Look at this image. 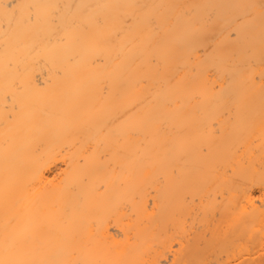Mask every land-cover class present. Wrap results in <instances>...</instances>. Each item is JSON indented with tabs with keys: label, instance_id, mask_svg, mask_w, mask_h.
Here are the masks:
<instances>
[{
	"label": "bare ground",
	"instance_id": "bare-ground-1",
	"mask_svg": "<svg viewBox=\"0 0 264 264\" xmlns=\"http://www.w3.org/2000/svg\"><path fill=\"white\" fill-rule=\"evenodd\" d=\"M0 264H264V0H0Z\"/></svg>",
	"mask_w": 264,
	"mask_h": 264
}]
</instances>
